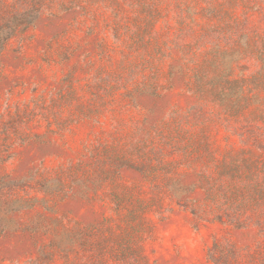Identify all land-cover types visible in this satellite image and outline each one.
Instances as JSON below:
<instances>
[{"label": "rangeland", "instance_id": "obj_1", "mask_svg": "<svg viewBox=\"0 0 264 264\" xmlns=\"http://www.w3.org/2000/svg\"><path fill=\"white\" fill-rule=\"evenodd\" d=\"M0 264H264V0H0Z\"/></svg>", "mask_w": 264, "mask_h": 264}, {"label": "trees", "instance_id": "obj_2", "mask_svg": "<svg viewBox=\"0 0 264 264\" xmlns=\"http://www.w3.org/2000/svg\"><path fill=\"white\" fill-rule=\"evenodd\" d=\"M10 37L11 35L9 34V35H3L2 38H0V48L1 49H3L4 47L3 45H5L6 41H8ZM209 258L214 264H232L231 260H229L228 258H224V257L216 255V253L213 252V250H210Z\"/></svg>", "mask_w": 264, "mask_h": 264}]
</instances>
